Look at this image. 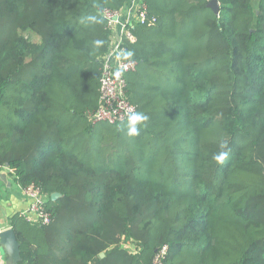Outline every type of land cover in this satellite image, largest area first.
<instances>
[{
    "label": "trees",
    "instance_id": "16d2710c",
    "mask_svg": "<svg viewBox=\"0 0 264 264\" xmlns=\"http://www.w3.org/2000/svg\"><path fill=\"white\" fill-rule=\"evenodd\" d=\"M208 1L146 0L129 135L87 118L127 0H0V169L50 215L8 217L17 264H264V0Z\"/></svg>",
    "mask_w": 264,
    "mask_h": 264
},
{
    "label": "built area",
    "instance_id": "2783aa9c",
    "mask_svg": "<svg viewBox=\"0 0 264 264\" xmlns=\"http://www.w3.org/2000/svg\"><path fill=\"white\" fill-rule=\"evenodd\" d=\"M148 7L146 0H127L120 9L104 8L101 15L110 30L108 48L102 56L99 76V106L87 112L92 123L115 124L126 119L135 110L127 98L126 75L135 71L137 61L129 58L128 45L136 40L132 28L136 23L147 21ZM27 201V208L22 212L29 220L48 224L50 215L45 208V197L35 183L22 187ZM166 252L161 247L153 264H160L159 256Z\"/></svg>",
    "mask_w": 264,
    "mask_h": 264
},
{
    "label": "crops",
    "instance_id": "0c3cea01",
    "mask_svg": "<svg viewBox=\"0 0 264 264\" xmlns=\"http://www.w3.org/2000/svg\"><path fill=\"white\" fill-rule=\"evenodd\" d=\"M9 171V172H8ZM10 170L8 167H1L0 169V193H4L0 201V218L3 225L0 226V230L8 226V217L15 212H20L27 208V201L22 194L21 187L14 183ZM1 175H4L2 179ZM1 190L3 192H1ZM6 219V220H5ZM0 264H7L6 257L4 256L3 249L0 246Z\"/></svg>",
    "mask_w": 264,
    "mask_h": 264
},
{
    "label": "water",
    "instance_id": "95a60500",
    "mask_svg": "<svg viewBox=\"0 0 264 264\" xmlns=\"http://www.w3.org/2000/svg\"><path fill=\"white\" fill-rule=\"evenodd\" d=\"M207 6L213 11L214 14H219L220 7L218 0H209L207 2ZM1 177L4 179V175H1ZM50 197L52 200H55L57 197H60V193L53 192L51 193ZM0 246L3 249L7 264H17V262H19L20 247L12 227L9 226L0 230ZM103 255V253H100L101 257Z\"/></svg>",
    "mask_w": 264,
    "mask_h": 264
},
{
    "label": "clouds",
    "instance_id": "9594fccd",
    "mask_svg": "<svg viewBox=\"0 0 264 264\" xmlns=\"http://www.w3.org/2000/svg\"><path fill=\"white\" fill-rule=\"evenodd\" d=\"M146 119L145 116H143L142 114L139 113H134L132 115L129 116L128 119V124H129V135H136L137 133V128H136V124L142 120Z\"/></svg>",
    "mask_w": 264,
    "mask_h": 264
},
{
    "label": "rangeland",
    "instance_id": "374dc122",
    "mask_svg": "<svg viewBox=\"0 0 264 264\" xmlns=\"http://www.w3.org/2000/svg\"><path fill=\"white\" fill-rule=\"evenodd\" d=\"M24 35H25V37L29 38L30 40H32V41H34V42H37V41H38V37H36V35H34V34L31 33V32H24ZM100 124H101V125H99V124H97V125H98V126H102V125H106L107 123H100ZM21 189H22V188H21ZM1 192H3V191L1 190ZM22 194L25 195L24 193H22ZM0 195L3 196L4 193H0ZM2 220H3V218H2V219L0 218V226L3 225ZM5 220H6V219H5ZM128 245H129V249L134 253V250H133V248H134V244L129 243Z\"/></svg>",
    "mask_w": 264,
    "mask_h": 264
}]
</instances>
